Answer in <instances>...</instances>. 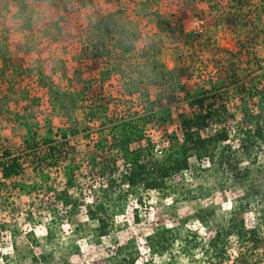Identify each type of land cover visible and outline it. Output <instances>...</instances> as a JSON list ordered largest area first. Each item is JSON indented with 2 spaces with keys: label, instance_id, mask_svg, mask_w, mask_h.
I'll use <instances>...</instances> for the list:
<instances>
[{
  "label": "rangeland",
  "instance_id": "rangeland-1",
  "mask_svg": "<svg viewBox=\"0 0 264 264\" xmlns=\"http://www.w3.org/2000/svg\"><path fill=\"white\" fill-rule=\"evenodd\" d=\"M91 1L89 12L79 0H14L13 7L0 2V26L10 20L15 23L11 34L21 36L4 44L7 59L22 60L19 50L26 49L31 63L14 82L23 92L16 96L20 109L8 110L9 129H21L26 139L44 145L71 134L78 153L60 158L56 165L63 168L61 174L47 167V160L41 170L35 169L36 158H25L23 173L15 179L4 180L0 172V186L7 184L15 197L13 203L5 202L0 190V218L11 217L1 232L0 264H210L206 242L235 211L250 203L241 217L248 224L259 223L254 210L264 195V145H251L253 120L243 103L253 114L264 94L263 19L249 28L237 27L235 52L215 46L216 51L211 47L214 34L201 36L194 30L200 9L184 8L183 0L149 1L160 18L145 22L143 2H129L133 19L120 17L105 29L99 20L118 10L117 0ZM143 29L147 37L139 35ZM157 40L163 53L152 61ZM4 59L0 52V61ZM239 81L246 86L238 89ZM11 83L0 77V87ZM219 90L224 95L216 99L215 116L196 114L203 137L220 133L227 139L210 146L206 158L188 160L164 189L147 190L130 186L118 152L107 150L116 164L98 181L106 194L89 190V163L103 155L114 135L125 136L126 121L139 122L154 140V155L171 137L173 150L182 156L178 124L199 113L192 108L196 99ZM167 96L172 103L168 114L158 109ZM57 97L73 99V107L59 110ZM1 140L0 157L5 150L20 154L25 148L19 138ZM75 165L82 168L69 183L64 174ZM64 190L77 200L75 208H59L43 196ZM95 199L103 201L104 211L97 210ZM91 213L108 217V236H100ZM231 241L237 244L235 237ZM253 261L264 264V248Z\"/></svg>",
  "mask_w": 264,
  "mask_h": 264
},
{
  "label": "trees",
  "instance_id": "trees-1",
  "mask_svg": "<svg viewBox=\"0 0 264 264\" xmlns=\"http://www.w3.org/2000/svg\"><path fill=\"white\" fill-rule=\"evenodd\" d=\"M53 1L61 2L62 0H43V3ZM149 1L153 2V0H141V2H143V14L140 16H142L143 22H145V20L157 21V19L160 18V15H158L159 11L155 9L153 4ZM79 2H81V6H83L84 10L89 12L92 1L79 0ZM129 2H136V0H117L118 10L108 15H103V17L99 20L98 26H102V29H105L109 25H113L120 17L133 19V11L129 6ZM58 18L60 19L62 17L59 15ZM148 34L147 30L139 33L140 36L145 37H147ZM162 53L163 48L157 40L151 56L152 61L153 59L159 58ZM167 75H169L170 81V72H167L165 77H168ZM245 86L246 81H239L238 89H242ZM222 94V91L219 90L215 91V93L209 97L204 95V97L196 99L192 108L199 113H195V115H188V117L182 119L178 124V128L182 136L181 139L183 141L181 150L182 156H179V154L173 150L171 137L167 139V144L159 156L154 155V140L146 137L139 122L126 121L124 123L126 128L125 136L122 139H119L114 135L112 138L113 141L110 142L109 146H103L105 148L102 153L103 155L98 156L97 159H95L96 161L94 162V165L89 163V166L87 167L88 169L86 168L91 177L89 190H93L94 193L103 191L102 193L106 194L107 190L104 191L102 189L103 186L97 187V185L99 184L98 181L100 178L107 174V170L116 164V160H113V158L110 157V154L108 153L109 150L118 152L120 158L117 159L122 161L121 165L124 172H128L126 178L130 186L134 187L140 184L147 190L164 189L166 180L182 173L188 165V160L193 157L203 160V158L207 157L208 148L210 146H212L215 142L227 140L224 138L226 136L220 133L215 136L203 137L200 134V124L202 120L196 115H200L205 112L204 118H213L217 112L216 99L221 98ZM168 99L169 97L167 96L165 103L158 107L159 110L161 109L162 111H165L166 114L172 110V103ZM56 100L57 108L59 110H68L74 105L73 99L65 101L57 97ZM207 100H211L212 102L207 105ZM254 107V113L250 114L249 111H247V105L243 103V111L253 120V126L250 129L252 136L251 145L258 148L264 145V94L258 98V102ZM53 115L54 113H51L50 117ZM58 116H60V114ZM65 135L66 134H62V139L60 140H49L47 144H43L42 147L37 145L36 140L31 141L30 139H25L23 142V146H25V148L20 151V154H16L11 149L3 151V154L0 157V172L2 178L4 180L15 179L23 173L25 158H36L38 162L35 169L39 170L42 169V160H47L49 163L46 166L51 169L54 167L58 168L56 172L61 174L63 168L56 165L60 158L63 157V159L68 160L70 156H76L78 154L76 151V145H72L70 142H65L63 140ZM39 151H41L40 154ZM80 168H82L81 165H75V169H73L70 173L64 174L65 177L67 176L69 183L75 179V172L80 170ZM0 190L1 195H5V202L10 200V203H13V201H15V197L9 190L7 184L2 183ZM43 196L49 203H54V206L59 208L63 207L68 209L72 208V206L75 208V206L78 205L77 200L73 199V196L68 193V190H64L60 192V194L56 193V196L54 195V192L53 195H48L47 193V195ZM260 196L261 198L260 202L257 203V209L254 210L258 212L259 215L258 224H248L245 219L241 217L242 213L250 211L249 203L247 204V209L245 207H240L238 209L239 211H235L227 221L226 227L219 231L216 236L208 239L206 242L207 249H204L208 255V262L210 264H256L253 261L256 258V253L264 248V238L262 237L264 233V195ZM98 200L99 199H95L96 204H99L97 205V210L104 211L103 201L97 203ZM90 219L98 224L100 236L106 237L109 235V228L112 223L108 217H98L97 215L91 213ZM8 221H11V217L8 219L0 218L1 242H3V239L1 238L3 233L1 232L7 228L6 223H8ZM231 237H235L237 243L236 245L231 241ZM8 257L9 256L6 258Z\"/></svg>",
  "mask_w": 264,
  "mask_h": 264
},
{
  "label": "crops",
  "instance_id": "crops-1",
  "mask_svg": "<svg viewBox=\"0 0 264 264\" xmlns=\"http://www.w3.org/2000/svg\"><path fill=\"white\" fill-rule=\"evenodd\" d=\"M184 8L193 10L196 7L200 9L202 17L205 19L208 31L207 34H214L211 40V47L218 48L219 50H227L229 52H235L237 50V40L240 34L237 27L243 26L244 28L252 27V23H257V19H263L264 22V0H183ZM2 5L14 6V0H0ZM188 7V8H187ZM243 12V14H242ZM242 14V15H241ZM222 16V17H221ZM12 24V25H11ZM12 21H6V23L0 26V52L5 55L7 59L5 43H12L13 40L21 38L19 35L11 34L13 31ZM223 26L226 28V32L222 33L218 31V27ZM231 27V30L228 28ZM236 33L238 35H236ZM25 42V39H22ZM30 43L29 41H27ZM229 45L230 47H227ZM216 46V47H215ZM216 48V49H217ZM218 49L216 51H218ZM12 50V49H9ZM8 50V51H9ZM19 52L22 55V60H3L0 61V77L10 78L12 82L11 86L0 87V139L6 140L7 143H13V140L20 139L19 142L24 141L27 138L23 130H16L13 132L9 129V121L7 116L10 115L8 110L20 109L19 98L16 97L23 92L14 88V82L21 77L27 68H30L31 63L26 59L25 55H29L28 50L20 49ZM23 94V93H21ZM18 104V105H17ZM28 116L25 114V117ZM31 120V118H30ZM19 131V133H18ZM17 134V135H16ZM19 134V136H18ZM1 140V142H2Z\"/></svg>",
  "mask_w": 264,
  "mask_h": 264
},
{
  "label": "built area",
  "instance_id": "built-area-1",
  "mask_svg": "<svg viewBox=\"0 0 264 264\" xmlns=\"http://www.w3.org/2000/svg\"><path fill=\"white\" fill-rule=\"evenodd\" d=\"M193 27H194V30L196 31V33L197 34H199V35H205L206 33H207V31H208V27H207V24H206V21H205V19L203 18V17H201V18H198V19H195V21L193 22ZM218 30H222L223 29V26H219L218 28H217ZM60 139H62V137L60 138ZM59 139V140H60ZM65 142H70L71 144L73 143V140L74 139H72V136H71V134H66L65 135V138L63 139ZM37 142V145L38 146H40V147H42L43 146V143L41 142V141H36ZM16 153V152H15ZM41 153V151H39V154ZM16 154H19V153H16ZM24 167V166H23ZM22 174V173H21ZM20 174V175H21ZM19 175V176H20Z\"/></svg>",
  "mask_w": 264,
  "mask_h": 264
}]
</instances>
